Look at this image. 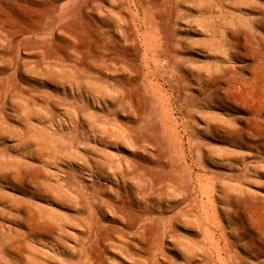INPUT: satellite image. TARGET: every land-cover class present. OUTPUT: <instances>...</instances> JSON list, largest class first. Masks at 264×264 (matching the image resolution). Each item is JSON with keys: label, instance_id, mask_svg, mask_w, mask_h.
<instances>
[{"label": "rangeland", "instance_id": "374dc122", "mask_svg": "<svg viewBox=\"0 0 264 264\" xmlns=\"http://www.w3.org/2000/svg\"><path fill=\"white\" fill-rule=\"evenodd\" d=\"M0 264H264V0H0Z\"/></svg>", "mask_w": 264, "mask_h": 264}]
</instances>
